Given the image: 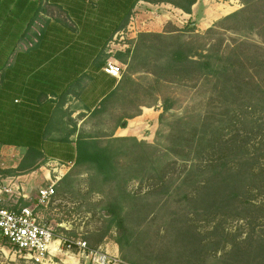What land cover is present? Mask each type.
<instances>
[{"label":"trees","instance_id":"1","mask_svg":"<svg viewBox=\"0 0 264 264\" xmlns=\"http://www.w3.org/2000/svg\"><path fill=\"white\" fill-rule=\"evenodd\" d=\"M185 1L174 7L191 15L197 0ZM240 2L241 9L215 22L204 34H197L190 20L185 30L140 33L132 49L115 55L129 72L143 70L154 76L156 84L197 85L206 80L210 86L203 116L176 119L166 136L157 131V138H166V152L153 149L155 156L150 155L146 148L152 146L135 138L111 136L112 145L103 147L99 138L81 136L72 161L75 166L92 165L104 179L119 176L118 159L124 146L114 144L133 141L142 148L143 160L154 173L148 178L152 191L141 197V202L155 208L177 200L186 206L187 214L203 216L202 221L213 224V234L220 237L216 250H227L224 257L232 264H264V234L252 233L248 240L228 242L223 226L226 221H243L255 230L254 226L264 221V0ZM134 7L131 4L130 14ZM227 33L238 38L226 43ZM127 79L124 74L121 84ZM121 88L109 97L114 103L126 104ZM172 105L164 99V112ZM102 106L107 107L106 101ZM134 117L124 116L117 128L125 129V119ZM163 122L161 114L159 123ZM44 154L30 147L18 168L3 172L31 173L37 166L30 162ZM151 156L156 162L169 158L170 163L161 170ZM177 166L184 169L168 183L167 175L176 173ZM149 197L155 200L152 204L147 203ZM105 210L119 226L124 224L126 215L118 206L110 204Z\"/></svg>","mask_w":264,"mask_h":264},{"label":"crops","instance_id":"2","mask_svg":"<svg viewBox=\"0 0 264 264\" xmlns=\"http://www.w3.org/2000/svg\"><path fill=\"white\" fill-rule=\"evenodd\" d=\"M182 3L187 2L0 0V134L19 138L0 145V168H18L30 147L45 152L43 158L30 162L37 167L45 161L73 164L79 137L97 138L88 134L90 126L92 122L97 126L98 119L112 108L114 100L109 96L121 86V79L105 74L103 68L118 52L129 50L131 41L134 46L137 33H131V19L149 20L155 27L151 29L160 33L168 23L176 24V17L189 21L204 15L205 19L213 17L212 23L226 17L217 9H203L210 0H197L191 15L174 7ZM131 4L135 7L130 14ZM143 111L140 107V115L129 119L128 129L117 128L112 137L128 132L138 119H143L145 129L149 122L157 127L158 118L145 116ZM32 173L6 175L23 189L26 197L20 205L35 200L36 188H41L39 180L30 178Z\"/></svg>","mask_w":264,"mask_h":264},{"label":"rangeland","instance_id":"3","mask_svg":"<svg viewBox=\"0 0 264 264\" xmlns=\"http://www.w3.org/2000/svg\"><path fill=\"white\" fill-rule=\"evenodd\" d=\"M205 8L217 9L220 14L227 16L241 9L242 4L240 0H210V3L203 7ZM205 18L206 16L201 15L189 20L194 22L197 34H204L213 23L217 22L212 23L213 17ZM189 21L176 17V24L168 23L164 31L185 30ZM150 22L142 20L137 23L136 20L131 19V33H137L135 39L140 33H157L151 29L155 27L149 25ZM157 22L161 26V22ZM208 25L211 26L207 28ZM149 30L153 31L149 32ZM185 36L189 38L191 33H185ZM225 38L226 43H230V39L238 38V35L227 33ZM252 39L256 38L252 37ZM197 41L199 44L202 43V40ZM10 43L5 44L8 46L7 52ZM132 48L131 41L130 49ZM124 74L128 79L121 84V95L126 97L127 103L115 102L112 108L110 107L108 112L98 119L97 126L92 122L88 131L89 135L99 138V145L103 147L112 145L111 136L116 131L118 122L124 116L138 113L140 107L144 108L145 116L158 118L157 127H151L152 122H149L150 127L145 129L142 124L143 119H138L128 132L121 131L118 136L114 134V137L121 138L120 134H127V137L123 138H135L139 142H145L152 146L146 148V151L154 156L153 149L163 153L168 146L165 137L157 138V131L162 130L163 135L166 136L170 132L169 125L176 119L191 120L194 117L198 120V117L206 112L210 97V86L206 80L197 85L156 84L151 74L143 70L129 72L127 66L123 64L121 80ZM164 99H169L173 103L168 112L163 110ZM145 109H149V112ZM161 114H164L162 125L159 123ZM125 121L128 124L125 129H128L131 122L129 119ZM13 137L8 133L0 134V145L19 139L15 135ZM114 145L124 146L123 153L118 159L119 176L113 175L112 178L104 179L92 165L75 166L46 161L34 169L35 173L30 178L39 180L41 187L50 184L44 181V176L48 174L56 183L55 195L51 203L47 209L41 208L40 212L47 223L54 226L57 234L63 233L71 239L86 241L92 249L106 248L109 244V248L107 247L109 252L126 264H232L224 257L227 250H216V243L220 241V237L213 234V224L202 221L203 216L187 214L186 206L178 204L177 200L173 199L170 203L155 208L146 206V203L140 201L141 197L147 196L146 194L152 191V182L148 178L154 176V173L149 162L143 160L142 148L136 146L133 141ZM154 156H151V161L159 165L161 170L170 163L169 158L156 162ZM183 169L177 166L176 173L171 171L166 181L169 183L172 178L176 179ZM56 177L59 178L58 181ZM125 179L128 181H124ZM38 190L36 188L37 194ZM148 200L150 202L147 203L151 204L155 201L152 197ZM110 204L118 206L126 215L122 226H119L105 210ZM198 218L200 220H197ZM223 226L225 232L229 234L228 242L234 239L248 240L252 233L264 234V221L257 223L254 226L255 230L243 221H226ZM10 249L11 246L0 238V264H30L24 259L15 258L9 252ZM49 264H88V261L82 257L69 259L62 254Z\"/></svg>","mask_w":264,"mask_h":264},{"label":"built area","instance_id":"4","mask_svg":"<svg viewBox=\"0 0 264 264\" xmlns=\"http://www.w3.org/2000/svg\"><path fill=\"white\" fill-rule=\"evenodd\" d=\"M103 71L120 80L123 64L116 59L109 60ZM3 171L0 168V238L11 246L9 252L15 258L30 264H49L63 254L69 259L82 257L88 264H126L107 247L92 249L86 241L71 239L63 233L58 235L54 226L47 223L40 209H47L55 195L56 183L50 174V184L39 188L36 199L20 205V199L26 197L23 189L8 181Z\"/></svg>","mask_w":264,"mask_h":264}]
</instances>
